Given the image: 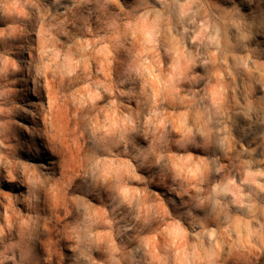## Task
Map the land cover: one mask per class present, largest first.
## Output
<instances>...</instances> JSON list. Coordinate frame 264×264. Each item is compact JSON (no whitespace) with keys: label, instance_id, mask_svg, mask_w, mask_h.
Returning <instances> with one entry per match:
<instances>
[{"label":"clouds","instance_id":"obj_1","mask_svg":"<svg viewBox=\"0 0 264 264\" xmlns=\"http://www.w3.org/2000/svg\"><path fill=\"white\" fill-rule=\"evenodd\" d=\"M0 180V264H264V0H0Z\"/></svg>","mask_w":264,"mask_h":264},{"label":"rangeland","instance_id":"obj_2","mask_svg":"<svg viewBox=\"0 0 264 264\" xmlns=\"http://www.w3.org/2000/svg\"><path fill=\"white\" fill-rule=\"evenodd\" d=\"M23 99L24 100H31V99H33V97H31L30 95H28L27 93H25L23 95ZM21 119H23L26 123L29 122V121H27L26 118L24 119V117H21ZM20 135H21L22 138L28 139V137L26 136V134L22 130L20 131ZM35 148H38L39 149V153H38L39 159H41V160H48L50 158L49 153L46 151V149H45L42 141H39V140L35 141ZM27 158L28 159H33L35 157L33 155H29ZM145 174L147 175V172H145ZM0 187H3L5 190H9V189H13L14 188L13 185H9L6 182H4L3 180H0ZM151 187H153L154 190L160 191L165 196L168 195L166 193V190L163 189V188H160V187H158L156 185H152Z\"/></svg>","mask_w":264,"mask_h":264},{"label":"bare ground","instance_id":"obj_3","mask_svg":"<svg viewBox=\"0 0 264 264\" xmlns=\"http://www.w3.org/2000/svg\"><path fill=\"white\" fill-rule=\"evenodd\" d=\"M25 119V118H24ZM28 121V120H27Z\"/></svg>","mask_w":264,"mask_h":264}]
</instances>
